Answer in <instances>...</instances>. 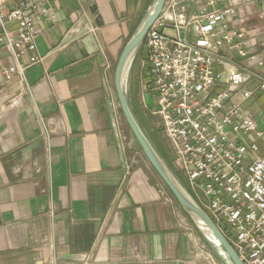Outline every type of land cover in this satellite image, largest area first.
<instances>
[{
	"label": "crops",
	"instance_id": "1",
	"mask_svg": "<svg viewBox=\"0 0 264 264\" xmlns=\"http://www.w3.org/2000/svg\"><path fill=\"white\" fill-rule=\"evenodd\" d=\"M148 1L56 0L55 20L36 24L43 63L21 84L0 75V264H224L113 105L116 62Z\"/></svg>",
	"mask_w": 264,
	"mask_h": 264
},
{
	"label": "built area",
	"instance_id": "2",
	"mask_svg": "<svg viewBox=\"0 0 264 264\" xmlns=\"http://www.w3.org/2000/svg\"><path fill=\"white\" fill-rule=\"evenodd\" d=\"M55 1L0 0V51L14 60L0 65L4 82L43 63L36 24L55 20ZM142 50L144 106L172 165L239 260L264 264V129L252 110L264 119V0H165Z\"/></svg>",
	"mask_w": 264,
	"mask_h": 264
},
{
	"label": "water",
	"instance_id": "3",
	"mask_svg": "<svg viewBox=\"0 0 264 264\" xmlns=\"http://www.w3.org/2000/svg\"><path fill=\"white\" fill-rule=\"evenodd\" d=\"M164 1L165 0H153L146 16L140 21L125 43L116 62L113 73V87L119 110L144 158L192 225L199 231L204 241L219 258L217 251L205 237L206 235L211 236L217 241L220 251L225 255L230 264H243L206 212L198 205L161 158L136 119L129 104L127 85L131 68L143 44L147 31L155 22L163 8Z\"/></svg>",
	"mask_w": 264,
	"mask_h": 264
},
{
	"label": "rangeland",
	"instance_id": "4",
	"mask_svg": "<svg viewBox=\"0 0 264 264\" xmlns=\"http://www.w3.org/2000/svg\"><path fill=\"white\" fill-rule=\"evenodd\" d=\"M141 2H143V0H141ZM144 14L146 15L147 11ZM144 14L142 13L139 16L142 17ZM140 20L141 19L133 20V22H135L136 24H139ZM137 55L140 58V62H138L134 66V68L132 66L131 71H130L131 77L128 79V85H127L128 100L134 106L135 113L137 114L138 120L141 123V125L143 126V129H144L146 135L153 140L155 148H157V150L161 153L163 158L168 163L169 162L171 163L170 166L177 173V175H178L179 179L181 180V182L183 183V185L187 188V182H186V179H185L183 173L179 169H175L174 166L172 165L171 149H170L168 142L165 139V137L161 131L159 118L157 116H153L144 106L145 101L143 99V95H144V91L146 89V85H145L146 80L144 77L145 69L140 66L141 60L144 58L142 46L140 47ZM262 100H263L262 98L259 99L260 104H261ZM136 103H137V105H136ZM250 103H251L250 101L248 102V104L246 103L245 107L249 106ZM137 110L139 111V113ZM123 122H125V121H123ZM125 125H126V123H125ZM260 127L264 128V126H260ZM126 129L129 131L127 125H126ZM129 135L132 137L130 131H129ZM131 139H132L134 149L138 152L139 155L144 157L142 152L140 151L138 145L136 144L134 138L132 137ZM133 147H132L131 151H133Z\"/></svg>",
	"mask_w": 264,
	"mask_h": 264
},
{
	"label": "trees",
	"instance_id": "5",
	"mask_svg": "<svg viewBox=\"0 0 264 264\" xmlns=\"http://www.w3.org/2000/svg\"><path fill=\"white\" fill-rule=\"evenodd\" d=\"M149 3H150V0L148 1ZM140 22V21H139ZM138 62H140V58H139V56L138 55H136V58H135V60H134V63H133V68H134V66L138 63ZM144 77H145V79H146V75L144 74ZM129 104H130V106H131V109H132V111H133V113H134V115H135V117H136V119L138 120V117H137V114L135 113V110H134V106L132 105V103H130L129 102ZM138 122H139V120H138ZM139 124L141 125V123L139 122ZM141 127H142V129H143V126L141 125ZM144 130V129H143ZM145 132V131H144ZM148 137V136H147ZM149 138V137H148ZM149 140L151 141V143L153 144V146L155 147V145H154V142H153V140L151 139V138H149ZM156 150H157V148H155ZM157 152L159 153V155L161 156V158L164 160V162L166 163V165L169 167V169L173 172V174L175 175V177L179 180V182L183 185V183L181 182V180L179 179V177H178V175H177V173L173 170V168L170 166L171 165V163L169 162H167L164 158H163V156L161 155V153L157 150ZM184 186V185H183ZM185 187V186H184ZM185 189H187L186 187H185ZM188 191V190H187Z\"/></svg>",
	"mask_w": 264,
	"mask_h": 264
},
{
	"label": "bare ground",
	"instance_id": "6",
	"mask_svg": "<svg viewBox=\"0 0 264 264\" xmlns=\"http://www.w3.org/2000/svg\"><path fill=\"white\" fill-rule=\"evenodd\" d=\"M205 237H206V239L212 244V246L215 248V250L217 251V254H218L219 258H220L225 264H230V263L228 262L227 258L225 257V255L220 251V249H219V245H218L217 241H216L214 238H212L211 236L206 235Z\"/></svg>",
	"mask_w": 264,
	"mask_h": 264
}]
</instances>
